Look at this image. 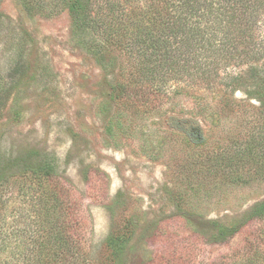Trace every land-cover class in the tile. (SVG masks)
I'll return each instance as SVG.
<instances>
[{
	"label": "rangeland",
	"instance_id": "374dc122",
	"mask_svg": "<svg viewBox=\"0 0 264 264\" xmlns=\"http://www.w3.org/2000/svg\"><path fill=\"white\" fill-rule=\"evenodd\" d=\"M47 3L32 14L21 0L0 1V155L55 159L93 264L108 258L104 243L118 230L131 232L124 264L231 258L262 227L209 240L212 220L230 223L264 200L263 82L255 79L264 49L222 61L220 84L193 70L162 86L122 45L131 32L96 25L80 35L67 0ZM17 54L22 72L12 70ZM34 187L35 178L19 175L0 185V264H25L39 241Z\"/></svg>",
	"mask_w": 264,
	"mask_h": 264
},
{
	"label": "trees",
	"instance_id": "16d2710c",
	"mask_svg": "<svg viewBox=\"0 0 264 264\" xmlns=\"http://www.w3.org/2000/svg\"><path fill=\"white\" fill-rule=\"evenodd\" d=\"M21 1L32 14L44 11L49 2ZM97 1L67 0V8L79 34L84 35L85 27L96 25L106 26L115 33L131 32L130 39L121 34L122 45L135 53L138 72L151 80L159 77L162 86L170 76L179 74L192 78L193 70L197 71L200 80L214 86L221 82L217 79L222 76L219 71L222 61L264 49V43L258 46V40L264 42V33L260 32L264 0H150L143 5H134L137 0H102L100 9L93 14L92 5ZM4 17L0 12V29L4 26ZM14 62L12 70L22 72L25 65L21 54H17ZM260 69L263 70L261 77L254 78L263 82L264 98V67ZM260 69L256 72L261 73ZM119 88L125 91L124 84ZM36 153L32 151L24 155L27 157L15 159L0 155V185L13 175L36 179L39 241L32 240L28 252L23 254L25 264H93L91 251L78 243L75 206L69 202L68 192L56 178L55 159L38 160ZM10 167H16L18 171L12 174ZM255 222H261L262 227L254 238L246 239L241 248H234L231 258L212 264H264V200L234 217L230 223L212 220L209 240L229 242ZM130 236L131 232L127 230H118L108 236L104 244L110 251L109 256L95 264H124L123 249Z\"/></svg>",
	"mask_w": 264,
	"mask_h": 264
}]
</instances>
